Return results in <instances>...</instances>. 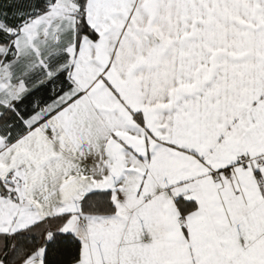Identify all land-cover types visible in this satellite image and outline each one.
Here are the masks:
<instances>
[{
  "label": "snow or ice",
  "instance_id": "snow-or-ice-1",
  "mask_svg": "<svg viewBox=\"0 0 264 264\" xmlns=\"http://www.w3.org/2000/svg\"><path fill=\"white\" fill-rule=\"evenodd\" d=\"M0 264H264V0H0Z\"/></svg>",
  "mask_w": 264,
  "mask_h": 264
}]
</instances>
